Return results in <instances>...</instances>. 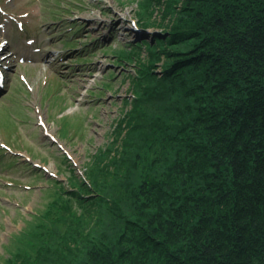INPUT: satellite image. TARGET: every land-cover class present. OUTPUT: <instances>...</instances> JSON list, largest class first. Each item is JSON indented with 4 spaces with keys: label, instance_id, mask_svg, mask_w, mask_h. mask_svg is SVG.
<instances>
[{
    "label": "trees",
    "instance_id": "16d2710c",
    "mask_svg": "<svg viewBox=\"0 0 264 264\" xmlns=\"http://www.w3.org/2000/svg\"><path fill=\"white\" fill-rule=\"evenodd\" d=\"M191 1L201 6L208 0ZM214 2L223 16L206 20L199 6H189L184 12L191 13V25L163 31L154 46L144 42L148 59L138 58L140 47L117 54L123 67L138 58L130 75L133 110L82 176L64 155L55 163L58 175L69 173L66 184L45 179L47 203L2 244L0 264H264V93L255 89L261 80L240 84L224 58L204 53L222 47L232 64L239 53L246 56L241 63L257 60L264 52V0ZM160 3L137 1L143 30L153 26ZM171 11L161 9L160 16L168 19ZM203 23L213 28L216 45L193 30ZM187 38L207 43L195 47L196 57H169L155 75L153 61L169 52L166 44ZM190 76L193 87L186 84ZM226 91L234 95L221 98ZM225 157L233 163L229 170L221 165ZM248 158L254 159L250 175ZM31 173L44 179L40 170ZM222 174L233 176L234 193L218 188ZM202 238L203 248H196Z\"/></svg>",
    "mask_w": 264,
    "mask_h": 264
},
{
    "label": "rangeland",
    "instance_id": "374dc122",
    "mask_svg": "<svg viewBox=\"0 0 264 264\" xmlns=\"http://www.w3.org/2000/svg\"><path fill=\"white\" fill-rule=\"evenodd\" d=\"M137 1L0 0V44L6 42L3 54H11L6 61V67L9 68L6 74L7 90L0 93V143L6 142L9 149L4 161L8 163L11 160L9 158L15 155L23 162L30 160L29 155H32V164L40 166L47 177H57L65 183L66 173L57 176L56 169L65 153L74 164L77 175L81 176L91 168L95 156L108 150L113 140V130L120 118L133 110L134 95L130 91V75L138 64V58L146 60L149 57L144 42H150L154 46L152 42L155 37L164 34L163 31L191 25L187 23L191 13L184 12L189 6L193 8L190 9L192 11L199 6L206 20L217 19L224 14L219 13L214 0H208L201 6L191 0H160L161 6L155 9L153 17L155 21L150 23L153 26L139 30ZM55 7L60 9L56 10L57 13L52 11ZM161 9L168 10L169 14L174 10L173 15L168 19L162 18ZM244 9L248 10L247 7ZM249 14L250 12L247 15ZM18 22L22 23V28L18 26ZM241 24L245 26L247 23ZM211 29L213 28H209L208 23L199 25L198 29L193 27L194 31L202 32L199 36H206L214 46L216 38L212 39L214 34L209 33L213 32ZM223 32L226 33L224 30ZM219 34L220 32L217 35L220 36ZM197 39L184 40L182 43L169 41L166 44L169 52L162 50L158 60L153 61L155 74L161 76L160 65L167 63L169 57H196L195 47L200 43H207ZM65 42L78 49L71 50ZM132 47H140L138 58L123 67L117 54ZM217 49L219 50L215 52L214 47H208L204 53H217L224 58L225 67L232 72L231 78L240 84L244 79L245 83L250 82V78L261 80L262 85H257L255 89L264 93L263 50L257 60L245 59L243 64L241 60L246 56L239 53V59L232 64L233 60L224 53L225 50L222 47ZM190 78L191 76L186 84L193 87L196 83L193 84L194 81ZM230 83L229 81L228 85ZM250 87L252 88L251 85ZM232 95L234 94L226 91L221 98ZM50 102L54 105L49 106ZM208 107L209 105L204 108ZM195 115V111L188 113L184 122H189ZM65 121L75 127L66 129ZM179 124L185 128L183 122ZM59 127L63 128V135L65 132L67 135L69 133L68 137L61 136ZM181 154L174 153V157L167 160L168 163L180 158ZM245 161L250 175L254 159L248 158ZM3 164H0V196L10 197L12 203H21V208L10 207L8 204L7 214L3 215V207H0V224L5 225L0 228V253L2 244L6 243L9 236L24 226L25 219L29 220L27 214L36 207H43L48 201L39 191L45 184L44 179H37L29 168L17 165L7 168ZM68 165L69 163L63 166L66 168ZM221 165L223 168L227 166L229 170L233 163L225 157L221 159ZM222 175L217 181H222L218 188L225 192L232 188L234 193L233 176ZM11 179L20 184V187L7 188L4 180ZM245 180L249 182V178L246 177ZM26 184L35 185L27 192L22 187ZM233 193H230L231 197ZM213 215H216L215 210ZM202 241L203 238L197 241L196 248H203Z\"/></svg>",
    "mask_w": 264,
    "mask_h": 264
},
{
    "label": "bare ground",
    "instance_id": "6f19581e",
    "mask_svg": "<svg viewBox=\"0 0 264 264\" xmlns=\"http://www.w3.org/2000/svg\"><path fill=\"white\" fill-rule=\"evenodd\" d=\"M137 22H138V21H137ZM135 23H136V22H135ZM138 23H139V22H138ZM126 24H127V23H126ZM140 27H142V26L140 25ZM132 30H133V29H132ZM137 33H140V32H137ZM160 36H161V35H160ZM0 49H2V45H0ZM187 60H188V59H187ZM155 75H156V74H155ZM64 154H65V153H64ZM60 175H61V173H60ZM68 175H69V173L67 172L66 175H65V177H67ZM42 176H43L44 180H45V179H49V178H50V179H56L55 177L53 178V177H51V176L47 177V175H46L45 172L43 173ZM81 176H82V175H81ZM34 185H35V184H26V186L29 187L30 189H33V186H34ZM44 188H45V186H41L40 189H39V191L41 192V190L44 189Z\"/></svg>",
    "mask_w": 264,
    "mask_h": 264
}]
</instances>
